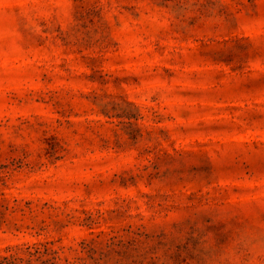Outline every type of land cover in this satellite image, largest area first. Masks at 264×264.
Returning <instances> with one entry per match:
<instances>
[{
  "label": "rangeland",
  "instance_id": "1",
  "mask_svg": "<svg viewBox=\"0 0 264 264\" xmlns=\"http://www.w3.org/2000/svg\"><path fill=\"white\" fill-rule=\"evenodd\" d=\"M0 264H264V0H0Z\"/></svg>",
  "mask_w": 264,
  "mask_h": 264
}]
</instances>
